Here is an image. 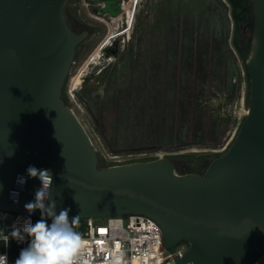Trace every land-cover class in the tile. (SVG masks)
Listing matches in <instances>:
<instances>
[{
    "label": "water",
    "instance_id": "obj_1",
    "mask_svg": "<svg viewBox=\"0 0 264 264\" xmlns=\"http://www.w3.org/2000/svg\"><path fill=\"white\" fill-rule=\"evenodd\" d=\"M67 1L0 0V210L28 213L24 204L34 200L40 181L28 177L20 188L16 178L34 165L52 173L57 213L147 215L159 224L166 248L187 242L177 264L255 262L264 253V0H250L246 116L227 150L201 174L179 173L168 157L100 166L61 94L85 36L69 27ZM11 191L19 192L18 204Z\"/></svg>",
    "mask_w": 264,
    "mask_h": 264
},
{
    "label": "rangeland",
    "instance_id": "obj_2",
    "mask_svg": "<svg viewBox=\"0 0 264 264\" xmlns=\"http://www.w3.org/2000/svg\"><path fill=\"white\" fill-rule=\"evenodd\" d=\"M124 5L125 10L119 18L122 20L120 24L125 25L128 32L119 48L118 57L113 56L112 59L108 58L110 61H105L104 38L96 45L85 44L80 47L65 84L67 103L90 136L99 164H122L168 157L185 170L189 168L191 160L183 155L197 158L202 154H223L234 139L249 106L244 64L233 46L232 30L227 40L222 42V48L228 50L236 66V91L231 93L220 79L211 76L200 86L196 99L203 112L205 126L208 127L204 132L205 137L195 140L190 134L183 144L160 146L157 142H149L155 135H160V140L162 132L156 134L157 122L148 120L154 112L145 111L142 100L147 97V90L152 89L159 97L160 110L166 108L171 100L169 69L174 55L172 50L184 34L187 17L182 11L172 14L168 0H125ZM133 16L135 22L129 27L128 20ZM134 25L138 26L136 36L133 34ZM101 29L104 31L103 26ZM244 33L249 35L247 31ZM123 58L128 60L126 67L122 66ZM71 84L72 91H69ZM161 97L168 101L163 103ZM216 121H223V124L218 139L212 140L207 123ZM160 122L169 133L170 118L167 116ZM140 147L143 148L137 149ZM97 220L102 222L103 217ZM258 264H264V256L259 258Z\"/></svg>",
    "mask_w": 264,
    "mask_h": 264
},
{
    "label": "trees",
    "instance_id": "obj_3",
    "mask_svg": "<svg viewBox=\"0 0 264 264\" xmlns=\"http://www.w3.org/2000/svg\"><path fill=\"white\" fill-rule=\"evenodd\" d=\"M169 10L172 14L184 12L186 21L183 28V36L179 39L172 50V66L169 69V83L172 89V98L166 108H159V97L152 89L147 90V97L142 100L144 110L153 111L154 114L148 120L157 122V131L149 139L156 144H170L178 146L183 144L190 134L195 140L203 139L207 128L203 121L204 115L196 102L197 94L201 85L211 76L216 77L224 83L225 87L234 93L237 89V82L234 81L235 71L233 59L228 50L222 48L223 41L227 40L232 30V43L244 64L247 80L246 100L250 97V75L246 68L245 61L250 53L252 33L254 28L253 5L250 0H168ZM228 12L229 15L228 16ZM189 30V31H188ZM247 31L249 35H246ZM122 66L128 65V60L121 59ZM154 82H156L154 80ZM199 90V91H198ZM132 94V93H131ZM62 95L66 96L63 88ZM143 97V96H142ZM163 103L167 102L161 97ZM161 111V112H160ZM160 116V119H159ZM170 118L171 129L169 133L162 125L164 119ZM223 121L207 123L211 129V139L219 137V130ZM159 130V131H158ZM220 153L202 154L197 158L193 155H183L191 162L188 169L173 161L179 173L196 172L203 173L213 158L220 156ZM108 164L100 165L106 167ZM81 226L84 219H79ZM186 242V241H185ZM183 242V243H185ZM187 245V244H186ZM4 250V242L0 240V253ZM21 250V244L12 241L9 244V258L14 264Z\"/></svg>",
    "mask_w": 264,
    "mask_h": 264
},
{
    "label": "built area",
    "instance_id": "obj_4",
    "mask_svg": "<svg viewBox=\"0 0 264 264\" xmlns=\"http://www.w3.org/2000/svg\"><path fill=\"white\" fill-rule=\"evenodd\" d=\"M124 216H104L102 222L97 220L101 217L85 218L83 226L78 222L76 231L83 243L76 254V264H177L176 258L181 257L187 248L185 244L180 243L172 247L173 250L166 248L162 230L153 218L144 214ZM29 217L33 223L40 219L29 213L0 212V240L14 223ZM12 241L15 240H10L9 244ZM20 244L21 249L25 248L28 241ZM3 253H7L9 264H13L9 258V246H4L0 254ZM259 258L252 264H258Z\"/></svg>",
    "mask_w": 264,
    "mask_h": 264
},
{
    "label": "clouds",
    "instance_id": "obj_5",
    "mask_svg": "<svg viewBox=\"0 0 264 264\" xmlns=\"http://www.w3.org/2000/svg\"><path fill=\"white\" fill-rule=\"evenodd\" d=\"M63 155V152H62ZM27 177L18 175L16 184L22 188L27 178H38L41 187L34 195V200L24 204L25 210L32 214L39 210L40 219L35 223L31 218L18 220L3 236L4 246H9L10 240L17 243L28 241L27 247L22 248L15 264H76V254L83 243L82 237L76 231L79 216L70 217V208L56 212L57 202L51 197L53 176L48 169H39L29 165ZM0 185V190H2ZM19 192L9 193L13 203H19ZM0 264H9L7 253L0 254Z\"/></svg>",
    "mask_w": 264,
    "mask_h": 264
},
{
    "label": "flooded vegetation",
    "instance_id": "obj_6",
    "mask_svg": "<svg viewBox=\"0 0 264 264\" xmlns=\"http://www.w3.org/2000/svg\"><path fill=\"white\" fill-rule=\"evenodd\" d=\"M74 1L75 0L67 1L64 7V12L67 17L69 27L76 33L85 32V36L76 47L72 64L75 62V59L79 55L80 47L84 46L87 43L89 45H96L101 41L102 38H104V40L106 39V42L103 43V53L106 58L105 61H110L113 56L118 55L119 48L121 47L122 43L126 40L125 35L128 32L126 26L120 24V21L122 20L119 19L120 14L123 13L125 10V0H77L79 2L78 4L77 1ZM106 7L108 8L105 9ZM86 15L92 19H89ZM134 18L135 17L133 16V18H130L128 20L129 27H132V25L134 24ZM109 25H112L113 27ZM102 26L104 27V31H102L101 29ZM137 29L138 26L136 25L133 30V34L135 36L137 35ZM111 31L112 33H110ZM109 36L110 39H107ZM108 58L111 59L108 60ZM66 79L62 87V90L64 88L65 93ZM69 91H72V84L69 86ZM62 96L67 102V97H65L64 95Z\"/></svg>",
    "mask_w": 264,
    "mask_h": 264
},
{
    "label": "bare ground",
    "instance_id": "obj_7",
    "mask_svg": "<svg viewBox=\"0 0 264 264\" xmlns=\"http://www.w3.org/2000/svg\"><path fill=\"white\" fill-rule=\"evenodd\" d=\"M129 9V8H128ZM120 19V18H119ZM74 113H75V111H74Z\"/></svg>",
    "mask_w": 264,
    "mask_h": 264
}]
</instances>
